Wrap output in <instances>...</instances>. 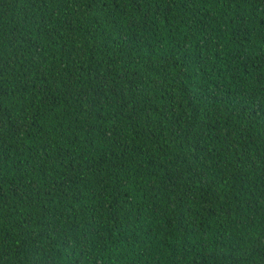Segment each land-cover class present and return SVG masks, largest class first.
Masks as SVG:
<instances>
[{
	"label": "trees",
	"instance_id": "1",
	"mask_svg": "<svg viewBox=\"0 0 264 264\" xmlns=\"http://www.w3.org/2000/svg\"><path fill=\"white\" fill-rule=\"evenodd\" d=\"M0 264H264V0H0Z\"/></svg>",
	"mask_w": 264,
	"mask_h": 264
}]
</instances>
